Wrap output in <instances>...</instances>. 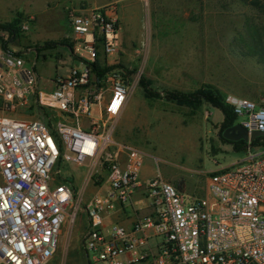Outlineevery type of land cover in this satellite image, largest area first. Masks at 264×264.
Segmentation results:
<instances>
[{"label":"built area","instance_id":"2783aa9c","mask_svg":"<svg viewBox=\"0 0 264 264\" xmlns=\"http://www.w3.org/2000/svg\"><path fill=\"white\" fill-rule=\"evenodd\" d=\"M73 53L84 61L54 89L39 91L34 104L52 111L45 119L0 117V264H46L67 227L84 208L86 264H264V148L248 143L245 158L214 172L205 198H189L160 176L142 181L146 154L115 138L140 76L115 68L100 76L94 68L123 46L115 6L70 9ZM33 18L22 26L30 30ZM111 66L115 62H110ZM37 72L0 44V98L9 111L29 105ZM238 120L251 135L264 132V108L229 96ZM63 164L83 168V193L65 178ZM145 191V207L134 196ZM146 209L148 213L142 215ZM132 211V212H131ZM132 219L128 227L123 220Z\"/></svg>","mask_w":264,"mask_h":264},{"label":"rangeland","instance_id":"374dc122","mask_svg":"<svg viewBox=\"0 0 264 264\" xmlns=\"http://www.w3.org/2000/svg\"><path fill=\"white\" fill-rule=\"evenodd\" d=\"M75 0H0V24L20 20L21 28L33 18L30 30L21 29L20 38L10 43L13 52L43 80L57 75L59 52L47 62L29 53L47 42H63L71 32L67 9ZM94 1V0H91ZM257 1L258 5L253 2ZM76 3V2H75ZM91 2L80 1L81 6ZM39 5L48 12L32 11ZM123 46L118 57L109 60L123 65L139 85L130 97L117 127L115 138L144 151L146 156L141 179L160 176L189 198H205L210 176L245 158L219 135L223 123L221 111L204 103L198 110L165 99L168 92L191 94L212 87L224 98L234 96L264 108V64L250 54L249 27L264 23V0H116ZM40 21V22H39ZM54 32L51 39L36 37V24ZM56 33H58L56 31ZM7 34L0 32V38ZM72 44V39L69 38ZM1 44V42H0ZM63 54V53H62ZM50 57V56H48ZM66 75L67 70H62ZM47 68L48 76L44 70ZM141 79L160 95L149 98ZM35 93L25 90L29 105L9 111L0 98V117L43 119L34 101L46 90L43 82ZM52 126L54 112L49 111ZM247 117H240L237 123ZM61 175L72 177L73 188L83 193L84 203L99 191L84 186L85 171L72 165H57ZM132 212V211H131ZM88 218L80 211L76 225L61 236L56 255L46 264H86L83 235Z\"/></svg>","mask_w":264,"mask_h":264},{"label":"trees","instance_id":"16d2710c","mask_svg":"<svg viewBox=\"0 0 264 264\" xmlns=\"http://www.w3.org/2000/svg\"><path fill=\"white\" fill-rule=\"evenodd\" d=\"M254 5H258V2H253ZM21 22L20 20H15L10 23L0 24V32L3 34H7V38H0L2 49L7 53H12L15 56L23 57V52H13L10 50L9 45L10 43L16 42L20 38L21 34ZM249 37H250V54L253 57H256L260 63L264 64V23L263 24H256L253 23L249 27ZM67 46L73 51L72 44H70L67 40L63 42H47L42 46H37L34 49L37 50V52H40V50L45 49H53L58 46ZM32 49V48H31ZM97 73L102 76L111 71L115 68H121L126 69L123 65H112L108 61L107 64L105 63L104 66H102L99 61H97L96 64L93 65ZM128 71V70H127ZM129 74L134 75V71H128ZM141 87L146 90L147 96L149 98H160V95L153 92L152 89L149 88V82H146L145 79H141L140 81ZM165 99L170 102H175L182 106H188L192 108L193 110H198L202 107L204 103L210 104L213 108L218 109L221 111L223 115V123L221 125V131L223 132L234 126L235 123L238 120L237 114L235 113L234 107L231 106L226 102V98L215 90L212 87H205L202 88L194 93L191 94H183L178 92H168L166 94ZM41 115L43 116V119H47L50 117L47 111L40 110ZM51 129H53L52 121L46 122ZM225 140V139H224ZM227 142V140H225ZM233 145L234 150L236 152H242L245 153L248 143L245 141H239L235 143H231ZM251 146L254 148H264V136L257 138L254 142L251 143Z\"/></svg>","mask_w":264,"mask_h":264},{"label":"crops","instance_id":"0c3cea01","mask_svg":"<svg viewBox=\"0 0 264 264\" xmlns=\"http://www.w3.org/2000/svg\"><path fill=\"white\" fill-rule=\"evenodd\" d=\"M80 1H85V0H75V2L73 1L72 5H70V7L67 9V13H68V24H69V27H70V30L71 32L68 33V34H64V41L67 40L69 42V38H74V33H73V29H72V26H71V23H70V9H73L77 12H79L82 8H93V9H96V8H106V7H109V6H114V2L116 0H94V1H91V0H86L87 2H91L89 4H87L88 6H81L79 4ZM48 7H46V9H43V7L39 6L38 4L35 5L33 8H32V11L35 12L36 14L38 13H43V12H48ZM40 22V21H39ZM38 22V24H36V37L39 38V39H51L50 35L51 34H59L60 32L58 31V28H56V30H54V32H50L49 30H45L44 29V26L42 24H40ZM56 31L58 33H56ZM71 41V40H70ZM54 42V41H53ZM72 42H73V39H72ZM54 52H59L61 55L57 57L58 59V66H55V69L57 70V75H60V76H68L70 74V71L72 68L74 67H83V65L85 64L84 61L80 60L79 58H77L72 49H70L69 47L67 46H58L56 48H53V49H45V50H40V52H37L36 49L32 48L29 53H31L32 55H36L37 58H40V57H44V60L47 62L49 58L52 57V53ZM63 53V54H62ZM50 56V57H48ZM98 61L99 63L104 66L105 63H106V58L104 57V55H100L99 58H98ZM50 63V62H49ZM59 66H62L61 69L62 70H67V74L66 75H61L59 73L60 71V68ZM37 71V70H36ZM44 73H45V76L47 77L48 76V72H47V68L44 70ZM37 75H38V72H37ZM56 75V76H57ZM56 76L54 77V79L56 78ZM52 77L50 76L49 79H45L43 80L40 76H38V80H39V85L43 82V84L45 85V88L46 90H42V91H45V92H49V91H52L54 89V79H51ZM142 181H146L144 179H142ZM134 200L135 202L137 203V207L138 208H144L145 207V200H144V197H145V191L144 189L140 188L136 191V194L134 196ZM148 213V210L144 209L142 211V215H146ZM131 221L132 219H126V220H123V224L126 225V226H130L131 225Z\"/></svg>","mask_w":264,"mask_h":264},{"label":"water","instance_id":"95a60500","mask_svg":"<svg viewBox=\"0 0 264 264\" xmlns=\"http://www.w3.org/2000/svg\"><path fill=\"white\" fill-rule=\"evenodd\" d=\"M223 139L230 142L245 141L254 142L257 138L264 136V132H253L251 135L242 124H235L219 134Z\"/></svg>","mask_w":264,"mask_h":264},{"label":"flooded vegetation","instance_id":"af4514ba","mask_svg":"<svg viewBox=\"0 0 264 264\" xmlns=\"http://www.w3.org/2000/svg\"><path fill=\"white\" fill-rule=\"evenodd\" d=\"M222 132V131H221ZM229 144H231V143H234V142H230V141H227Z\"/></svg>","mask_w":264,"mask_h":264}]
</instances>
